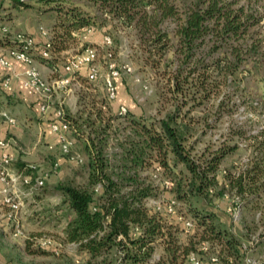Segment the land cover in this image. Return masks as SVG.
Instances as JSON below:
<instances>
[{"label": "trees", "instance_id": "trees-1", "mask_svg": "<svg viewBox=\"0 0 264 264\" xmlns=\"http://www.w3.org/2000/svg\"><path fill=\"white\" fill-rule=\"evenodd\" d=\"M88 1L100 12L136 30L148 55L157 56L152 60L153 67L169 47L173 48L175 58L168 62L170 67L165 74L173 101L171 110L156 123L148 124L126 114L127 107L119 104L125 106L126 111L121 116L129 117L138 139L130 140L124 148L120 171L114 177L106 171L101 148L92 140L84 143L85 183L56 185L62 196L61 203L69 210V218L62 228L63 242L75 245L90 259L113 251L117 254L115 264H185L189 253L201 259L211 248L216 250L213 255L217 263L222 260L225 264H234L240 259L241 247L214 222L213 212L199 208L191 198L205 195L216 185L232 191L242 202L264 196V129L260 133L261 140L253 146L258 155L243 170H224V177L218 180L220 162L234 151L235 145L219 146L207 156L203 153L193 156L192 144L186 143L193 120L190 117L183 120L180 111L187 101L191 108L215 94L221 81H234L237 67L248 60L261 67L264 75V47L260 48L263 40L258 36L254 38V34L259 33L254 28L260 17L249 5L240 4V0H188L181 6L174 0ZM19 3L26 6L22 1ZM48 7L64 17L59 22L62 32L57 42L50 40L52 53L64 49V40L71 37L73 30L94 24L89 12L77 6ZM166 19L175 22L172 43L168 32L160 28ZM41 61L53 64L51 55ZM116 96L117 91L115 99ZM150 164L171 173L168 181L172 198L184 204L191 216L190 232H183L175 218L168 222L163 217L164 212L152 211L145 205L146 198L155 197V188L138 176L137 168ZM177 164L182 166L178 172L174 170ZM12 165L17 169L27 166L21 162ZM96 185L99 189L95 192ZM156 246L161 253L149 263Z\"/></svg>", "mask_w": 264, "mask_h": 264}, {"label": "rangeland", "instance_id": "rangeland-1", "mask_svg": "<svg viewBox=\"0 0 264 264\" xmlns=\"http://www.w3.org/2000/svg\"><path fill=\"white\" fill-rule=\"evenodd\" d=\"M22 1L26 6L20 5ZM180 6L188 3V0H174ZM51 2V3H49ZM250 6V10L260 17V21L254 30L262 38L264 47V0H240ZM68 5L79 7L89 12L93 17V26L82 27L73 30L71 37L66 38L65 47L59 53L51 52V64L61 66L63 60L78 53L86 46L94 47L97 51L95 65L97 75L89 81L83 72L74 73L67 88L57 89L52 92L55 96L53 107L59 106L65 117L69 120L67 136L73 139L70 151L83 158L80 164L69 163L53 145L50 153H46V164L39 166L41 172L48 175L43 186L24 198V205L16 215L21 230L19 236L13 235V223L7 219L5 209L0 208V262L1 264H115L117 254L110 251L98 258L90 259L88 254L76 249L75 245L63 242L62 228L69 218V210L61 203L62 196L56 189L61 183L83 185L86 177V155L83 145L92 140L101 148L106 162V171L114 177L120 171L122 154L130 140L138 139L133 134V124L127 115L117 113L119 104H124L136 120L145 124L150 121L157 122L166 112L172 109L173 95L169 91L166 75L169 70L168 62L174 60L173 48L161 56L159 63L153 67L152 60L156 55L149 56L145 51V45L140 44L136 30L126 25L121 20L110 18L97 10L88 0H0V28L9 30V34L22 32L30 35L38 44L42 39L38 36V27L48 30L49 39L57 42L58 35L62 32L59 26L64 17L61 13L49 10L48 6ZM175 22L171 19L162 21L160 28L167 31L170 42H174L172 30ZM90 29L86 33L83 29ZM89 34V35H87ZM110 39L108 46L102 44V36ZM84 36V37H83ZM0 43L10 44L8 38L0 32ZM108 51L109 58L103 57ZM35 52V51H34ZM220 55V53H218ZM217 56V54H216ZM35 62L47 65L41 61L38 55L33 58ZM112 63L116 68H128L122 72L114 84L117 91L116 99L109 101L103 78L107 74V63ZM58 69V68H57ZM82 76H81V75ZM234 81H221L215 94H211L200 104L189 107L190 101L181 107L180 115L183 120L190 117L193 120L191 135L187 144H192L190 153L197 156L209 152L223 145H235L234 151L225 155L220 162L216 173L217 179L224 177V170L232 169L237 172L248 166L254 153L253 146L261 140L260 133L264 129V80L261 67L254 66V62L237 67ZM52 76L50 81L56 78ZM55 92V93H54ZM2 106L22 117V108L17 102H5L4 93L0 90ZM32 104L30 103L29 106ZM190 108L189 111H186ZM192 122V121H191ZM156 125V124H155ZM55 143V142H54ZM52 143V144H54ZM45 146V143L39 142ZM56 161L57 167L51 170L52 163ZM155 165V164H154ZM137 168L138 176L155 188V197L146 198L145 204L151 209L150 200L164 203L173 197L172 188H163L161 179H168L171 173L160 168L158 180L152 178L153 166ZM181 165L177 164L174 170L178 172ZM232 191L221 189L216 185L205 195L192 196L193 202L199 208L214 213V222L232 236L241 247L240 259L234 264H249L256 260L264 262V196L252 197L251 201L239 199L235 213L231 208L236 205L233 202ZM175 214L189 219L185 205L178 203L175 206ZM166 221L173 222V215L165 214ZM194 221V220H193ZM41 237L51 239V247H39L37 240ZM29 250L31 253H27ZM216 250L209 249L203 254L200 264H211L209 256ZM161 249L156 246L152 261L158 258ZM150 263V262H149ZM185 264H188L185 262ZM225 264L220 260V263Z\"/></svg>", "mask_w": 264, "mask_h": 264}, {"label": "built area", "instance_id": "built-area-1", "mask_svg": "<svg viewBox=\"0 0 264 264\" xmlns=\"http://www.w3.org/2000/svg\"><path fill=\"white\" fill-rule=\"evenodd\" d=\"M86 33L90 29H83ZM1 34L8 38L10 44L2 45L0 43V67L8 69L12 62H19L25 64L26 69L19 75L21 86L30 89L37 96V109L39 112H46L51 107L50 97L54 90L67 88L70 83L71 76L74 73L84 74V77L92 81L97 75V66L95 61L97 58V51L94 47L86 46L78 53L66 57L61 66L60 74L51 81L45 80L39 70L32 65V52L36 51L37 55L42 59H47L51 55V41L49 39L48 30L38 27V36L42 39L40 43L36 44L34 38L22 32H15L9 34V30L2 26L0 28ZM84 37V36H83ZM110 39L107 35L102 36V44L108 46ZM103 57L109 58L110 53L105 51ZM107 74L103 78V84L106 90V97L109 101H113L116 95V87L114 79L118 78L120 71H129L128 68H116L112 63H107ZM55 70V66H54ZM57 70V68H56ZM11 76L5 74L0 78V88L7 89L10 84ZM126 108L124 105L117 107L119 115L124 114ZM53 118L48 123V129L55 137V143L47 145L48 149H52L53 145L57 146L58 151L65 157L69 163L80 164L83 158L78 154L70 151L73 144V139L67 136L69 130L68 121L65 118L63 110L59 107L52 108ZM0 117L6 120L9 124H14L15 120L9 116L7 112L0 110ZM9 142L0 139V208L5 209L7 219L13 223V235L19 236L21 230L18 225L16 215L19 214L23 205L24 198L30 196L33 192L43 186L44 180L47 177L46 172H41L37 165L27 164L21 169L13 167V158L8 151ZM57 167V162L54 161L51 165V170L54 171ZM27 170V171H26ZM160 167L154 166L152 169V178L158 180ZM160 184L163 188L169 187L168 179H161ZM99 185H96L93 190L96 192ZM151 209L155 212H164L165 214L173 215L175 220L181 224L182 231L188 233L193 228L191 219L183 218L181 215L175 214V206L178 204L173 198L161 203L160 201L150 200ZM233 202H239L237 196L233 197ZM146 205V204H145ZM231 211L235 213V208ZM39 247H51V239L48 237H41L37 240ZM204 250V246H201ZM154 259H157L155 257ZM155 261V260H154ZM188 264H200V259L195 253H189L187 256ZM211 264H217L218 259L215 255L209 256ZM152 263V259H149ZM249 264H264V262L253 260Z\"/></svg>", "mask_w": 264, "mask_h": 264}, {"label": "crops", "instance_id": "crops-1", "mask_svg": "<svg viewBox=\"0 0 264 264\" xmlns=\"http://www.w3.org/2000/svg\"><path fill=\"white\" fill-rule=\"evenodd\" d=\"M36 55L37 52L33 51V58ZM32 65L39 70L42 77L47 81H50L52 76H58L60 74V66L57 67L55 64H46L47 67H45L44 64L37 63L33 59ZM26 67L25 64L19 62H12V65L8 69L0 67V78L5 74L11 76L9 87L7 89L0 88L4 93L5 102H17L23 112L22 117H15V114L9 109L1 107L2 97H0V110L7 112L15 120L14 124H9L0 117V139L9 142L8 151L13 158V163H32L39 167L46 164V153H50L49 150L44 149H48L47 145L54 143L56 140L55 135L48 129V123L53 118L52 104L55 101V96L51 94V107L46 112H39L37 109L36 94L30 89L22 87L20 83L19 75ZM56 68L58 69L56 70ZM30 103L32 104L31 106H29ZM39 142L45 143L46 145H39Z\"/></svg>", "mask_w": 264, "mask_h": 264}]
</instances>
